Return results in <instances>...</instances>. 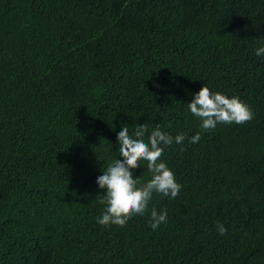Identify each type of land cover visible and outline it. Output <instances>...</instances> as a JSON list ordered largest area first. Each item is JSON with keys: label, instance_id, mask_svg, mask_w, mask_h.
<instances>
[{"label": "trees", "instance_id": "1", "mask_svg": "<svg viewBox=\"0 0 264 264\" xmlns=\"http://www.w3.org/2000/svg\"><path fill=\"white\" fill-rule=\"evenodd\" d=\"M259 47L264 0H0V264H264ZM204 86L253 119L203 130L188 103ZM145 123V142L186 137L160 158L181 191L101 226L97 177Z\"/></svg>", "mask_w": 264, "mask_h": 264}, {"label": "clouds", "instance_id": "2", "mask_svg": "<svg viewBox=\"0 0 264 264\" xmlns=\"http://www.w3.org/2000/svg\"><path fill=\"white\" fill-rule=\"evenodd\" d=\"M255 54L264 55V47H259ZM188 109L202 121L200 126L205 131L215 129L220 123L244 124L253 119L252 110L239 97L229 98L219 92L212 93L207 86L195 94L192 102L188 103ZM147 131L146 123L139 124L135 126L134 134L130 135L129 127L124 125L117 135L119 156L123 159H115L109 163L96 180L99 188L106 192L99 201L105 205L103 213L97 217L101 226L124 227L133 216L145 214L153 194L175 199L181 191L182 185L177 183L173 171L160 158L165 147L171 146L173 142L182 144L186 137H172L157 126L145 142ZM200 140L201 135L197 133L189 139V143L195 144ZM141 161L147 163V171L151 174V179L143 184L133 177L132 171L141 166ZM167 219L166 211L157 212L153 208L150 213V227L156 230ZM216 228L221 235L227 232L222 223H217Z\"/></svg>", "mask_w": 264, "mask_h": 264}]
</instances>
